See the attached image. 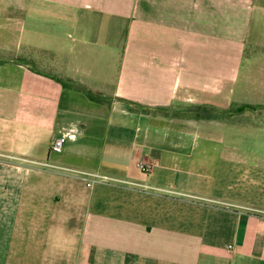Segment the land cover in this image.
Listing matches in <instances>:
<instances>
[{
	"label": "crops",
	"instance_id": "obj_1",
	"mask_svg": "<svg viewBox=\"0 0 264 264\" xmlns=\"http://www.w3.org/2000/svg\"><path fill=\"white\" fill-rule=\"evenodd\" d=\"M0 264H264V0H0Z\"/></svg>",
	"mask_w": 264,
	"mask_h": 264
},
{
	"label": "trees",
	"instance_id": "obj_2",
	"mask_svg": "<svg viewBox=\"0 0 264 264\" xmlns=\"http://www.w3.org/2000/svg\"><path fill=\"white\" fill-rule=\"evenodd\" d=\"M54 78V77H53ZM57 80V79H56ZM59 81V80H58ZM71 85L73 86L74 89L82 92L89 100L93 101V102H97V103H101L103 101H105L104 98H102V96H100L97 93H94L92 91H90L89 89H87L85 86L79 84V83H75V82H70ZM135 107L142 109V107L137 106L135 104H133ZM243 109H248V107H243L242 109L240 108V110L242 111ZM143 111H148L147 108H143ZM156 112H160V113H165L167 112L166 109H156ZM190 113L193 114V116H197V117H201V118H205V119H216V115L217 114H221V113H226L220 110H214L210 107H206V106H198V107H194L191 110H188Z\"/></svg>",
	"mask_w": 264,
	"mask_h": 264
},
{
	"label": "built area",
	"instance_id": "obj_3",
	"mask_svg": "<svg viewBox=\"0 0 264 264\" xmlns=\"http://www.w3.org/2000/svg\"><path fill=\"white\" fill-rule=\"evenodd\" d=\"M66 137L67 136H61V137H58V138H55L54 140H52L50 142V150L51 151H60L66 141ZM45 166H49L47 164H44ZM137 167L140 169L141 172H144V173H147L150 168L149 166L147 165H144L143 163H138L137 164ZM82 175H84V177H92V179H85L87 180V187H90L95 180L101 178L99 175L97 174H89V173H81Z\"/></svg>",
	"mask_w": 264,
	"mask_h": 264
}]
</instances>
